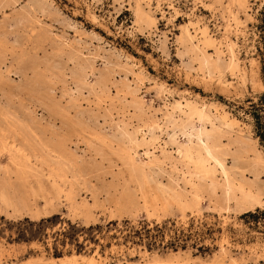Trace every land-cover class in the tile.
Instances as JSON below:
<instances>
[{
  "label": "rangeland",
  "instance_id": "obj_1",
  "mask_svg": "<svg viewBox=\"0 0 264 264\" xmlns=\"http://www.w3.org/2000/svg\"><path fill=\"white\" fill-rule=\"evenodd\" d=\"M0 264H264V0H0Z\"/></svg>",
  "mask_w": 264,
  "mask_h": 264
},
{
  "label": "bare ground",
  "instance_id": "obj_2",
  "mask_svg": "<svg viewBox=\"0 0 264 264\" xmlns=\"http://www.w3.org/2000/svg\"><path fill=\"white\" fill-rule=\"evenodd\" d=\"M139 11L142 14H144L142 9L139 8ZM202 35H203L202 37L203 44L205 46L215 44L213 38H210L208 36L209 34L207 33V31H203ZM180 39L187 46L188 49L192 50L193 52L198 51L199 47L195 46V43H194L195 38L192 36V34L187 28L182 29V35ZM231 57L233 58L234 56L232 55ZM201 59H203L202 60L203 68H206L208 70V73H209L208 76L211 77L214 74V73L212 74V71L219 69L218 66L210 62V57L207 56V54H203ZM237 68L238 67H237V63L235 62V60L234 59L231 60L229 64V69L232 71H235ZM190 110L192 114L198 116L201 120L209 118L205 109L201 110L195 106H192V107L190 106ZM201 135H203L202 132H201ZM213 150L214 149L212 146L204 143L203 141H200L197 144L192 143L190 146H182L179 148V153L181 155V158L187 164V166H191L192 168V174H191L192 176H191L190 183L194 190L195 201L197 202L200 201L201 188L203 185L205 186L206 183H208L209 181L210 183H212L211 185L213 187L211 186V188L213 189L217 185H219L216 174L220 172L221 176L223 177V181H224L223 185L225 186L226 196L229 202L238 199L239 204H242V205H247V204H252V203L257 204L258 200L254 197L252 193V185L248 184L247 182H237L236 179H234L231 176L229 171L221 164V162H219L215 158V155H214L215 152ZM20 152L22 151L20 150L18 153Z\"/></svg>",
  "mask_w": 264,
  "mask_h": 264
}]
</instances>
